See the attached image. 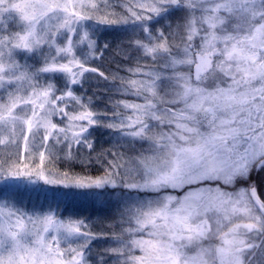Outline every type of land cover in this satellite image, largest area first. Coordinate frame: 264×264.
I'll return each instance as SVG.
<instances>
[{
    "label": "snow or ice",
    "instance_id": "obj_1",
    "mask_svg": "<svg viewBox=\"0 0 264 264\" xmlns=\"http://www.w3.org/2000/svg\"><path fill=\"white\" fill-rule=\"evenodd\" d=\"M175 11L184 13L175 28L153 27ZM5 16L18 30L0 27V148L19 147L21 163L0 160V197L39 181L85 197L121 189L128 227L110 250L120 264H264V200L254 185L225 190L264 168V0H0V25ZM105 28L142 34L132 47L163 61L164 71L137 65L119 78L117 91L143 102H115L105 125L149 147L121 153L100 177L52 178L54 146L67 144L69 157L73 144L93 148L100 114L74 86L97 72L92 37ZM33 148L34 170L22 163ZM85 227L0 199V264H89Z\"/></svg>",
    "mask_w": 264,
    "mask_h": 264
},
{
    "label": "trees",
    "instance_id": "obj_2",
    "mask_svg": "<svg viewBox=\"0 0 264 264\" xmlns=\"http://www.w3.org/2000/svg\"><path fill=\"white\" fill-rule=\"evenodd\" d=\"M113 3L117 2L113 0ZM120 8L121 7H117L114 10L117 13H122L123 10ZM176 12L182 14H176L174 12L168 17V20L161 19L160 23L153 27L159 28L161 25L171 23L174 28L178 21L182 22L181 18L184 15L182 11ZM165 30L167 31V29ZM92 38L98 41V47L95 58L89 62L88 66L96 68L97 72L87 73L82 85L74 86V90L77 95L83 96L85 103L91 101V109L100 114L99 125L94 126L91 130L94 140L93 148L88 149L84 155L82 151L79 152L80 157L76 156L70 160L59 159L60 161L57 163L61 168L68 169L78 174L100 176L105 174V171L110 167L112 162H115L119 153H130L128 149L124 148L121 144H115L113 142V132L111 129L105 127L113 115L110 107L116 102L117 86L121 83L119 78H133L129 73V69H131L133 65H141L140 63H143L150 66L151 61H149V58H143L130 43L136 38H142V34L141 37H136L130 32L105 28L93 35ZM105 45H107V47H105ZM136 61L139 62L136 63ZM29 62L35 63L37 67L40 66L39 62L36 60L30 59ZM100 73H103V76H101ZM114 77L115 82H113ZM252 174L251 172L247 180H251L259 196L264 200V168H260L259 170L256 169L255 174L253 176ZM71 189L73 188L62 190L64 192H62L60 198L56 197L58 192H55L53 196V199H56L54 201L55 209L61 217H65V215L69 214L73 219L83 220L85 222V230L89 232L92 237L88 243L89 248L87 255L89 264H120L118 256V259H111L114 258L115 255L111 256L113 252L110 251L111 249H118L120 247L116 240L120 235L115 234V229L117 230L118 226L117 221L119 219L118 215H116L117 209H111L110 205L106 204L104 211L98 216V210L96 209L97 204L91 201L89 204L90 206L85 209V212L79 209L76 213H73L68 199L72 194L79 192ZM108 190V192L113 195L116 193L115 191H118L115 190L113 193L110 189ZM81 197L83 196L78 195L75 200L79 204H82L84 201L80 199ZM111 197L110 195L107 197L100 196L101 199H110ZM58 205L59 207H57ZM118 232H120L119 228ZM117 245L119 247H117Z\"/></svg>",
    "mask_w": 264,
    "mask_h": 264
},
{
    "label": "rangeland",
    "instance_id": "obj_3",
    "mask_svg": "<svg viewBox=\"0 0 264 264\" xmlns=\"http://www.w3.org/2000/svg\"><path fill=\"white\" fill-rule=\"evenodd\" d=\"M115 1L118 2V0H115ZM120 9L123 10V8H120ZM175 13L177 14L178 12L175 11ZM178 14H182V13H178ZM168 19L169 18H167L165 20H168ZM4 21H5V23L3 25H0V27H6V28H8V30L10 32H14V31L18 30L17 27H16V22L15 21H9L7 16L4 17ZM174 28H175V26H174ZM196 43L198 44L199 40H197ZM44 50L47 51L46 48ZM77 54L78 55L80 54L79 51L77 52ZM18 58L21 60V62H23V56H20ZM149 61H151V65H150L151 67H155L158 71H164V69H162V67H161V65L163 64L162 60L156 61L155 64H154V62L152 61L151 58H149ZM138 62L139 61H136V63H138ZM140 64H141V66H145V64H143V63H140ZM136 65H133V67H131V69L132 68H136L137 67ZM182 70H186V69H182ZM55 83H56L58 88L63 89V87H64V79H63V77L57 76V78L55 80ZM61 83H62V87H61ZM118 86H117V88H118ZM160 91H161V94L163 95L164 94L163 86L161 87ZM57 95H59V92L57 93ZM119 100H129V101L135 100V102H140V103L143 102L142 100H137L135 97H133L131 95H127V96L126 95H122L119 91H117L116 102L119 101ZM68 110L72 111V108H69ZM110 110L113 113L115 111H117V109H115L113 106L110 107ZM119 111H123V110L120 109ZM53 122L57 123L60 126H63V124H62V122H61L59 117H54L53 118ZM111 122H112V120H110L108 123H111ZM108 129H110V128H108ZM164 130L166 131L167 129H164ZM201 130L202 131H206L207 129L202 127ZM111 131L113 132V134H112L113 142L115 144H121L122 146H124V148L128 149V151L130 152V153L123 154V159H127L128 157L137 155L142 150L147 149L149 147L147 142H143V143L136 142V143H133L130 140L120 139L119 138V133H117L114 129H111ZM88 139L90 141H92V143H94V140L92 138V134L88 136ZM78 148H80V149H78ZM87 150H88V148L85 145L77 146V145L73 144L72 148H71V156L69 157L68 156V151L69 150H68V145L67 144H64L62 146H60V145L54 146L52 148L53 155L51 156L50 159H46L45 160L44 168L48 172L58 173L59 175H56V176L52 177V178H55V179H63L65 173L68 174V177L70 179H74L76 177L96 178V177L102 176V175H100V176H89V175L78 174V173L72 172V171H70L68 169L61 168L60 165L57 163L58 161H60L59 159H64V160L65 159L66 160L69 159L70 160V159H73L76 156L80 157L79 152L82 151L83 155H84ZM39 151H40L39 148H33L32 151L27 154V156L25 157V159L23 160L22 163L26 164V165H29L33 170L35 168L39 167L40 166ZM120 154L121 153H119L117 155L116 159H115V162H117V163L122 162ZM0 160H4L6 164L10 163V162H16L17 164H20L21 163V160H20V148L19 147H13V146L0 148ZM255 170H256V168L252 169V171H251L253 173L252 176L255 174ZM121 175H123V172L121 173ZM251 185H252L251 180H249V179L246 180V181L245 180H241V181H239L236 184L235 188L229 187V188H225V190L226 191H235L236 189H238L240 187H249ZM210 186L216 187V184H212ZM64 189H66V188H64L62 186H58V185H45L42 181H39L36 184H28V183L25 182V183L21 184L18 188H16L12 193H9V194H7L4 197H0V199H5L6 198L8 200L14 201L17 207H20V208L24 209L25 211H27L29 213H33V212L44 213V212L49 211L50 207H51V209H54L56 211L55 202H54L56 199H53L54 198L53 196L55 195V192L56 193L58 192V195H56V197L60 198L61 197L60 195L62 194V192H64L62 190H64ZM73 189L77 190V192L85 191V190H81V189H75V188H73ZM73 189H71V190H73ZM117 190L118 191H115L116 193H114L113 190H111L114 193V195L111 194L110 197L112 195L113 196L110 199H101L100 196L99 197H93V198L92 197L83 196L80 199L84 200V201H83L82 204H79L78 202L75 201L76 197L78 195L72 194L69 197L68 202L71 204V207L73 209V213H76L79 209H81L82 212H85V209L90 206L89 204H90L91 201H93V202H95V204H97L96 209L98 210V216L102 214L106 204H109L111 209L116 208L117 209L116 210V215H118L119 219L117 221L118 226H117V230L115 229V231H116L115 234L121 235L122 230L127 228L128 224L127 223H122L121 212H122V209H123V205H122V203H120L118 201V197H117V193H119L122 190L121 189H117ZM107 191H109V190H107ZM173 194L174 195H183V192L182 191L181 192H174ZM59 205L57 207H59ZM56 213H57V211H56ZM67 217H69V214L65 215V217H62V218H67ZM100 220H102V219H100ZM237 222H241V221H234V223H237ZM118 228L120 229V232H118ZM85 229H86V227L83 230L86 231ZM123 239L127 240V239H130V237L125 235L123 237ZM89 241H87V243H89ZM76 243L77 244H81V243H85V241L79 240ZM207 243L208 242L206 241L205 242V246H207ZM213 243H215V241H213ZM117 247H119V246L117 245ZM134 254L135 255H139L140 253L137 250ZM112 255H115V254L112 253L111 256ZM118 258L121 261L122 258L121 257H118ZM118 258H117V255H115V257L111 258V259L115 260V259H118ZM120 261H119V263H120Z\"/></svg>",
    "mask_w": 264,
    "mask_h": 264
},
{
    "label": "water",
    "instance_id": "obj_4",
    "mask_svg": "<svg viewBox=\"0 0 264 264\" xmlns=\"http://www.w3.org/2000/svg\"><path fill=\"white\" fill-rule=\"evenodd\" d=\"M259 195V194H258ZM260 197V196H259Z\"/></svg>",
    "mask_w": 264,
    "mask_h": 264
}]
</instances>
